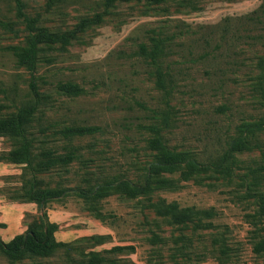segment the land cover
Masks as SVG:
<instances>
[{
	"label": "rangeland",
	"instance_id": "374dc122",
	"mask_svg": "<svg viewBox=\"0 0 264 264\" xmlns=\"http://www.w3.org/2000/svg\"><path fill=\"white\" fill-rule=\"evenodd\" d=\"M20 2L34 27L48 29L60 41L73 34L70 43L39 45L42 61L34 81L41 91L54 94L60 82L83 89L73 98L55 95V107L47 115L50 122L102 128L101 134L73 141L90 172L104 170L135 180L148 160L147 128L159 124L157 115L169 107L168 145L189 151L202 163L218 161L235 126L262 113L264 0ZM26 29L16 1L0 0V89L15 81L19 97L28 93L30 75L15 66L6 48L22 46ZM151 38L167 42L163 57L170 70L165 83L172 92L166 98L156 86L153 67L136 55L138 46ZM250 142L264 145V132L251 136ZM234 162L238 167L232 173L198 174L150 196L110 192L90 201L68 190L49 203L84 212L86 233L102 236L75 246L97 253L126 247L104 254L102 264H264V216L256 211L264 199V182L249 183L264 178V171L249 174V168L264 167V148L252 146L235 155ZM80 167L41 174L40 187H86L83 177L92 182L93 176ZM154 204L213 208V227L204 216L175 221ZM0 264L7 262L0 258Z\"/></svg>",
	"mask_w": 264,
	"mask_h": 264
},
{
	"label": "trees",
	"instance_id": "16d2710c",
	"mask_svg": "<svg viewBox=\"0 0 264 264\" xmlns=\"http://www.w3.org/2000/svg\"><path fill=\"white\" fill-rule=\"evenodd\" d=\"M17 10L26 24L27 35L22 46H8L6 51L12 52L15 57V66L29 73L28 93L19 97L17 87H4L0 89V137L5 138L8 150L0 152V162L12 163L20 166L21 173L18 176L3 177L5 186L0 189V194L13 202L35 203L39 208L57 200L68 190H73L80 197L87 200H96L105 197L110 192L120 193L129 198L150 196L154 190L174 187L177 181L193 180L198 174L216 173L219 175L234 172L235 155L241 154L253 148H264V145H252L250 137L264 132V91H261L262 113L258 119L250 122H242L235 126L234 133L226 143V150L222 157L212 163L197 161L189 151L176 150L168 145L166 132L171 129L170 117L172 110L169 103H164L168 109L160 111L157 119L160 123L149 126L147 130L150 137L145 139L147 153L146 162L138 170L135 180L127 175L99 171L98 174L88 171L91 167L84 163L81 147L74 145L73 141L85 137H93L101 134L99 126H79L64 122H50L48 112L55 107V95L76 97L83 93V89L74 82H60L56 86V94L40 90L34 81V73L42 61L40 44L47 41L49 44L71 42L73 34L69 38L62 37L61 41L48 29H39L32 25V21L22 12L20 0H15ZM167 42L162 39L151 38L148 43L138 46L137 56L153 67L156 76V86L163 96L171 95L172 87L165 83V77L169 74L170 65L165 63ZM48 65V63H46ZM51 65V64H50ZM263 89V88H262ZM55 100V102H54ZM140 107L144 105L140 102ZM93 161V160H91ZM75 165L81 166L93 180L83 177L86 187L77 185L75 188H41L39 175L52 171L70 172ZM264 171V167L249 168V174ZM174 177H178L177 179ZM15 180L9 185L10 181ZM249 182L252 186L264 182V178L254 177ZM17 183V184H16ZM13 184V185H12ZM160 203V202H159ZM163 215H171L175 221L191 219L194 216H204L209 219V228L213 227L210 221L215 216L213 208L197 210L194 208H179L176 204H154ZM166 209V210H164ZM165 211V213H164ZM257 214L264 216V199H260L256 205ZM96 217V216H95ZM189 219V220H190ZM27 230L16 235L9 242L0 240V258H4L7 264H102L105 261L104 254L125 250L124 246H114L102 252H86L85 247L75 246L80 241L100 239L102 236L82 238L70 243L58 242L55 232L58 225L50 223L45 213L38 216L27 215L25 218ZM213 246V243H210ZM212 249V247L210 248ZM212 251V250H210ZM76 252V256H72Z\"/></svg>",
	"mask_w": 264,
	"mask_h": 264
},
{
	"label": "crops",
	"instance_id": "0c3cea01",
	"mask_svg": "<svg viewBox=\"0 0 264 264\" xmlns=\"http://www.w3.org/2000/svg\"><path fill=\"white\" fill-rule=\"evenodd\" d=\"M9 87H17L15 81ZM7 149L6 140L0 137V152ZM21 173L19 165L0 162V189L5 186L3 177L18 176ZM45 213L50 223L58 225L54 236L56 241L70 243L82 238L95 236L94 233H86L84 225L86 218L79 211H74L67 204L57 205L47 203L44 208H39L35 203L13 202L0 194V240L9 242L16 235L23 234L27 230L25 218L27 215L38 216ZM63 231H58L63 229Z\"/></svg>",
	"mask_w": 264,
	"mask_h": 264
}]
</instances>
